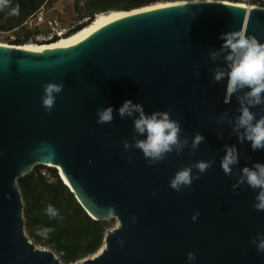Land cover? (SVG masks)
Segmentation results:
<instances>
[{
  "label": "water",
  "instance_id": "1",
  "mask_svg": "<svg viewBox=\"0 0 264 264\" xmlns=\"http://www.w3.org/2000/svg\"><path fill=\"white\" fill-rule=\"evenodd\" d=\"M239 30L264 43V8L177 4L106 22L62 48L0 46V264H61L24 233L16 182L36 167L59 171L93 221L117 223L95 255L75 264H189L188 252L196 255L191 264H264L251 243L264 235V211L253 207L258 190H234L237 177L220 167L226 144L239 151L237 173L264 163V150L252 151L231 125L217 123L225 111L239 115V105L235 96L223 102L227 78L214 83L213 69L225 65L208 58L221 34ZM47 83L63 84L51 113L41 101ZM125 100L147 114L171 109L188 146L151 166L139 149L125 150L132 118L114 111L111 123H97L98 109L118 110ZM197 132L205 142L190 152ZM198 160L214 163L190 188L171 189L175 172Z\"/></svg>",
  "mask_w": 264,
  "mask_h": 264
},
{
  "label": "clouds",
  "instance_id": "2",
  "mask_svg": "<svg viewBox=\"0 0 264 264\" xmlns=\"http://www.w3.org/2000/svg\"><path fill=\"white\" fill-rule=\"evenodd\" d=\"M192 5L205 4V0H185ZM10 8V15H19V5L11 6V0H0V11ZM223 43L209 53V60L213 63L223 61L225 66L217 65L213 69V82L219 83L227 78L224 103L231 102L235 96L239 105V115L232 117L227 111L220 114L217 123L227 122L231 125V133L235 135L240 144L249 142L252 151L264 150V114L259 115L251 109L260 107L264 113V43H260L252 35H246L244 31H230L219 37ZM195 75L199 76L196 72ZM63 90L61 83H47L43 86L41 97L42 107L51 113L55 107L56 95ZM117 112L120 119L132 118L133 138L132 142L122 141L125 150L139 149L148 164L154 165L165 160L175 152L177 156L188 146L186 133L181 128L179 120L170 116L168 111H153L145 113L141 103H133L125 100L118 110L112 106L97 110V123H111L114 120L113 113ZM143 136V139H138ZM183 137V138H182ZM217 137L223 139V132L218 131ZM205 142V137L199 132L192 136L190 152H195L198 146ZM224 155L220 160V167L227 176H236V182L232 185L235 190L238 186L246 184L257 192L253 207L258 211H264V163L254 162L251 167L244 166L235 172L234 166L239 164V151L236 145H224ZM131 159V157H129ZM214 161L198 160L178 169L169 181V187L180 192L184 188H190L195 180L212 167ZM193 169L196 172H193ZM49 219L61 218L59 210L52 204L45 209ZM199 213L192 216L195 221ZM135 221V217H133ZM54 229L49 227L37 230V235L47 239ZM119 243L123 244L120 240ZM251 243L256 245L258 252H264V235L253 239ZM187 261L191 264L196 260L193 252H188Z\"/></svg>",
  "mask_w": 264,
  "mask_h": 264
},
{
  "label": "trees",
  "instance_id": "3",
  "mask_svg": "<svg viewBox=\"0 0 264 264\" xmlns=\"http://www.w3.org/2000/svg\"><path fill=\"white\" fill-rule=\"evenodd\" d=\"M168 1L172 0H11V6L19 5V15H10V8L0 11V31L5 33L14 31L24 20L34 16L41 7L49 10L67 3L75 12L95 15L106 11L128 12L153 3ZM261 5L264 7V0ZM51 16L58 20L62 27L68 28L64 37L78 33L93 21V17H89L85 23L76 24L78 18L66 8L54 10ZM79 19L84 20L83 17ZM46 33L47 31H41L36 27H27L21 34L15 35L13 40L8 36H4L2 40L11 46L40 44L36 38ZM55 41L57 38L49 43ZM40 169L46 170L45 176ZM17 187L23 203L24 229L27 237L34 246L51 250L61 264H75L95 255L103 244L106 231L114 227L113 219L93 221L62 182L56 170L36 168L29 175L18 179ZM48 204L59 210L62 219H49L45 213ZM44 227L54 229L47 239L37 235V230Z\"/></svg>",
  "mask_w": 264,
  "mask_h": 264
},
{
  "label": "bare ground",
  "instance_id": "4",
  "mask_svg": "<svg viewBox=\"0 0 264 264\" xmlns=\"http://www.w3.org/2000/svg\"><path fill=\"white\" fill-rule=\"evenodd\" d=\"M205 2H218V3H233L236 6H240L242 8H254V9H262L264 8L262 5H246L240 2H227V1H218V0H205ZM185 1L182 0H172V1H168V2H157V3H153L150 4L146 7L140 8V9H136V10H132V11H128V12H115V11H106L103 13H97L95 15H87L84 13H78L75 12L72 7L69 4H64V6L68 7L70 9V12L74 15V16H85V17H93V21L88 24L86 27H84L83 29H81L78 33L73 34L71 36L68 37H63V38H59L57 39V41L52 42V43H40V44H34V43H30L27 44L24 47V50H29V51H36V52H40L43 50H48V49H54V48H62L71 44H74L76 42H78L82 37H84L89 31H91L92 29L115 19L133 14V13H137V12H143V11H147V10H153V9H157V8H163L166 6H173V5H177V4H185ZM62 5V4H60ZM0 46H8L7 44L4 43H0Z\"/></svg>",
  "mask_w": 264,
  "mask_h": 264
},
{
  "label": "built area",
  "instance_id": "5",
  "mask_svg": "<svg viewBox=\"0 0 264 264\" xmlns=\"http://www.w3.org/2000/svg\"><path fill=\"white\" fill-rule=\"evenodd\" d=\"M218 1L229 2V0H218ZM238 1L240 3L246 4V5H254V4L261 5V2L263 0H238ZM59 7L66 8L70 11V9L66 6H64V4L58 5L52 9H49V10L41 7L39 9V11L34 16L29 18L28 20H24L20 24V26L17 29H15L14 31L7 32V33L0 31V43H4L2 40V38L4 36H8L9 38H11L13 36V38H14L15 35L21 34L23 32V30L27 27L28 28L36 27L41 31H47V33L45 35H43V34L40 35L42 38L41 40H39L40 36H38L36 38L38 41H40V43L41 42L42 43H49L54 38H57V39L63 38L64 35L66 34V32L68 31V28L62 27L58 20L50 17L51 13ZM79 17H83L85 22H86L87 18H89V17H85V16H79ZM13 38L11 40H13ZM42 175L45 176V174H43V173H42ZM28 241L31 242L29 238H28Z\"/></svg>",
  "mask_w": 264,
  "mask_h": 264
},
{
  "label": "rangeland",
  "instance_id": "6",
  "mask_svg": "<svg viewBox=\"0 0 264 264\" xmlns=\"http://www.w3.org/2000/svg\"><path fill=\"white\" fill-rule=\"evenodd\" d=\"M59 8H63V7H59ZM58 9V8H57ZM50 17L51 18H53L51 15H50ZM76 18H78L79 16H75ZM78 21H77V23L76 24H80V23H85V20H83V19H77ZM9 38V37H8ZM13 38V36L11 37V38H9V39H12ZM42 38H41V36H40V38H39V40H41ZM4 44H7L8 46L10 45V44H8V43H4ZM11 46V45H10ZM36 168H41V167H36ZM35 168V169H36ZM44 168H47V167H44ZM34 169V170H35ZM47 169H49V168H47ZM41 170V173H43L44 174V172H46V170H44V169H40ZM57 173L58 174H60V172L59 171H57ZM17 183V182H16ZM115 225H117V223H116V221H115V224H114V227H115ZM26 231L24 230V233H25ZM25 235L27 236V234L25 233ZM31 241V240H30ZM36 248H40L38 245H36L35 246ZM40 249H42V248H40ZM55 255V254H54ZM56 256V255H55ZM57 257V256H56ZM58 258V257H57Z\"/></svg>",
  "mask_w": 264,
  "mask_h": 264
}]
</instances>
